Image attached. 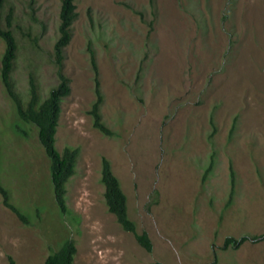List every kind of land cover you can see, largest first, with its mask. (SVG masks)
Segmentation results:
<instances>
[{"label":"rangeland","instance_id":"374dc122","mask_svg":"<svg viewBox=\"0 0 264 264\" xmlns=\"http://www.w3.org/2000/svg\"><path fill=\"white\" fill-rule=\"evenodd\" d=\"M76 5L64 63L71 94L62 102L57 147L81 153L65 217L38 131L20 121L3 84L0 39L2 177L32 221L26 226L0 195V264L9 257L43 264L69 239L75 264H264V241L222 249L227 237L264 235V0ZM11 7L20 43L15 89L27 100L34 74L45 99L59 84L61 0H7L5 25ZM90 48L115 138L94 128L89 113L96 101ZM103 157L122 183L137 232L149 234L151 253L109 211Z\"/></svg>","mask_w":264,"mask_h":264},{"label":"trees","instance_id":"16d2710c","mask_svg":"<svg viewBox=\"0 0 264 264\" xmlns=\"http://www.w3.org/2000/svg\"><path fill=\"white\" fill-rule=\"evenodd\" d=\"M7 0H0V39L5 43L6 49L2 57L1 78L8 92L9 97L15 104V112L20 121L28 126L34 127L38 131V137L41 145L46 151L51 161V182L55 201L60 209L62 216L71 214L67 203L68 184L76 175L77 164L81 150L74 147H66L62 152L57 147V132L59 120L62 112V102L71 94V79L64 73L66 48L73 39L74 24L79 18L77 12L76 0H61V9L59 14V36L55 44L54 63L58 68L59 84L51 90L47 98H43L40 93L39 84L34 74L30 75L29 98L23 100L15 89L13 73L20 54V43L13 29L14 8L11 7L6 15V25L4 24L5 9ZM37 42V40H35ZM95 73V94L96 101L89 111L93 119V126L104 136L115 138L117 134L105 123L102 108L105 103V96L102 90L100 70L97 64L95 51L90 48ZM28 136L27 131H23ZM215 166V156L212 157V164L208 172H211ZM3 152L0 143V195L3 203L18 215L20 220L30 226L32 223L29 213L19 207L13 200L10 190L4 183L3 177ZM208 173L204 180L207 179ZM232 176V197L235 193L236 173L231 167ZM104 185V197L109 207V211L117 217L118 222L128 233L136 236L138 243L148 252L153 251V243L147 232L139 234L136 224L129 215L128 197L123 190L120 179L113 170L111 161L103 157L102 159V178ZM231 203V200H230ZM264 241V235L251 236L245 235L241 238L227 237L225 239L223 250H239L247 242L254 244ZM77 245L69 239L63 243L58 251L50 254L43 264H75L77 257ZM10 264H18L13 257H9Z\"/></svg>","mask_w":264,"mask_h":264}]
</instances>
